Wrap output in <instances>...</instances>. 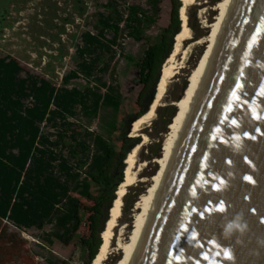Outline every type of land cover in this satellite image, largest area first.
Instances as JSON below:
<instances>
[{"label":"trees","instance_id":"trees-1","mask_svg":"<svg viewBox=\"0 0 264 264\" xmlns=\"http://www.w3.org/2000/svg\"><path fill=\"white\" fill-rule=\"evenodd\" d=\"M160 2L148 0L150 11L139 6H129L121 11L119 0H111L105 6L107 13L97 16V34L87 32L82 35L83 47L78 50L82 61L77 70L64 77L61 87L26 72L11 56L0 54V221L20 230L43 231L51 227L52 231L45 239L49 246L70 237L78 228L80 199L91 198L93 181L105 171L117 133L124 124L120 117L124 97L118 84L105 81L110 63H104V58L110 56L113 60L114 49L119 46V38L124 32L134 41L143 42L146 32L157 22ZM176 3L177 29L170 34L168 42H160L148 49L141 62L131 55L126 56L128 65L138 64L140 81H153L149 104L155 99L163 66L172 55L181 32L183 0H176ZM153 72L155 76L150 75ZM190 73H187L190 78L185 89L191 81ZM81 77L89 83L94 80V84L84 89L69 87L73 80ZM183 97L176 101L180 102ZM148 111L129 123L124 136L127 137L131 124L132 129L133 125L135 128ZM173 115L174 112L169 121ZM71 119L88 126L99 122L100 132L88 129L79 132ZM46 127L56 132L48 133ZM128 142L129 149L122 161H126L138 145L135 139H128ZM158 157L159 153L153 159ZM124 172L121 170L119 177H112L102 186L101 196L107 201V213L98 232L99 241L87 264H92L103 244L106 222L116 193L124 182ZM142 194L137 193V197ZM127 196L128 193L124 198Z\"/></svg>","mask_w":264,"mask_h":264},{"label":"rangeland","instance_id":"rangeland-1","mask_svg":"<svg viewBox=\"0 0 264 264\" xmlns=\"http://www.w3.org/2000/svg\"><path fill=\"white\" fill-rule=\"evenodd\" d=\"M110 1L0 0V54L11 56L26 72L47 79L57 87H61L64 77L77 70L82 61L78 55V50L83 47L82 35L87 32L97 34L95 28L97 16L100 13H107L105 6ZM147 1L127 0L124 2L119 0L118 4L121 11H125L129 6H139L150 11ZM222 2L223 0H197L193 6L188 8L191 39L183 43L181 53L173 62L176 76L171 79L165 97L155 111V118L143 126L139 137H132L134 129V125L132 129V124L127 137L124 136V131L133 119H139L150 110L149 97L153 81L151 83H147L146 80L140 81L138 64L128 65L126 56L131 55L137 62H141L140 59L143 60L148 49L169 39L170 34L177 29L176 0H161L156 15L157 22L146 32L143 42L134 41L126 32L121 34L119 46L114 49L113 60L111 61L110 56H107L104 58V63H110V71L105 81L118 84L124 97L120 114L124 124L121 131L117 133L105 171L93 181L94 188L91 198L80 199V225L70 237L63 241H55L52 246H49L45 239L47 233L52 231L51 227H46L43 231L20 230L8 222L0 221V264H52L56 261L60 264H87L99 241L98 232L107 213V201L101 196L102 186L104 183H109L112 177H119L121 170L125 171L126 164L122 159L129 149L128 139H135L138 140L137 144L141 145L137 156V178L134 185L127 188V198L122 199V216L112 240L115 253L105 262V264L120 263L122 253L115 251L117 240L122 230L125 238H130L137 219L141 215L142 210L136 207L147 195L160 169L159 161L164 156L165 140L181 110V102L187 99L193 74L200 66L208 47L207 40L212 34L211 25L221 14L217 7ZM203 35H206L201 38L204 43L195 44ZM110 38L111 35L108 36V39ZM184 49L189 50L185 61H183L184 55L182 54ZM187 73H190L191 81L185 89V84L190 78L187 77ZM151 74L155 76V72ZM93 84L94 80L89 83L81 77L73 80L69 87L84 89ZM182 96L184 99L177 102L176 99ZM173 112L174 115L176 114L175 118L173 115L169 121ZM70 121L76 125V130L79 132L87 129L94 133L100 132L99 122L88 126L82 121L79 123L72 119ZM45 131L56 132L50 127H46ZM143 135L147 136L148 142L143 143ZM158 153L159 157L153 159ZM142 164L146 166L142 171H138ZM154 173L155 175L151 176ZM139 192L143 194L137 197ZM136 199H138L137 202L132 205ZM129 221H131L130 224Z\"/></svg>","mask_w":264,"mask_h":264},{"label":"water","instance_id":"water-1","mask_svg":"<svg viewBox=\"0 0 264 264\" xmlns=\"http://www.w3.org/2000/svg\"><path fill=\"white\" fill-rule=\"evenodd\" d=\"M238 215L243 232L234 228ZM169 261L264 264V0L234 5L135 264Z\"/></svg>","mask_w":264,"mask_h":264},{"label":"bare ground","instance_id":"bare-ground-1","mask_svg":"<svg viewBox=\"0 0 264 264\" xmlns=\"http://www.w3.org/2000/svg\"><path fill=\"white\" fill-rule=\"evenodd\" d=\"M197 0H183V5L180 11V17L182 20V28L179 33L176 43L174 46V51L170 58L166 61L163 66L162 76L158 83L157 92L155 99L151 105L149 112L142 117L135 125L132 131V137H139L143 126L149 121L155 118V111L161 105L163 98L167 92V87L171 79L176 76L173 66V62L176 61L177 56L181 53L183 43L191 39V30L188 25V8L193 6ZM237 0H223L221 4L218 5L217 10L221 11L220 16L217 18L216 22L211 25L212 34L207 40V50L202 57L200 66L195 70L191 84L188 88L187 99L181 102V110L174 120L171 132L166 138L165 142V152L163 158L159 161L160 169L154 179L153 185L150 187L146 196L141 199L136 207L138 210H142L141 215L137 219L136 226L132 232L130 238H125V234L122 230L120 237L117 240L115 251L122 253V258L119 264H135L137 257L141 251L143 241L145 239L146 233L149 228V224L154 215L156 207L160 201L161 193L168 181L169 175L172 171V166L175 160V156L179 150L182 139L185 135L189 120L192 116V111L198 100L200 91L204 85L207 78L208 72L211 67V62L213 61L215 51L218 48L223 34L228 25L231 12ZM204 42L199 40L195 44H203ZM183 61L187 59L189 50L184 49ZM184 65V63H181ZM177 67V66H176ZM143 143L148 142L147 136L143 135ZM141 145H138L126 158L125 164L126 169L124 173V182L119 187L117 192V198L114 201L112 209L110 211L109 221L106 222V229L103 233L102 240L103 244L99 250L98 255L92 262V264H105V262L110 258V256L115 253L112 247V240L114 237V231L118 226L119 219L122 216V199L127 194V188L134 185L137 178V156L140 151ZM145 164H142L138 171H142Z\"/></svg>","mask_w":264,"mask_h":264},{"label":"snow or ice","instance_id":"snow-or-ice-1","mask_svg":"<svg viewBox=\"0 0 264 264\" xmlns=\"http://www.w3.org/2000/svg\"><path fill=\"white\" fill-rule=\"evenodd\" d=\"M242 83V82H241ZM236 87H241L240 84L236 85ZM234 95H236V93L234 92L233 93ZM247 135V134H246ZM249 138H252V139H255L254 137H249ZM223 142V141H221ZM235 147L237 149L240 148V144H236ZM208 162H209V158L207 156L204 157V161L202 163V167H201V174H203L206 170H207V165H208ZM244 162L246 164H248L250 167H252V169L255 171V165L253 164L252 161H249L247 157L244 158ZM225 163H227L229 166L232 165V161L229 160V161H226ZM209 179H214L213 177H210ZM245 180L249 183H252V184H255V180L254 178H252L251 176H246L245 177ZM226 182L223 178L220 179L219 181V184H213L212 185V190L213 191H220L221 190V187L220 185H224ZM191 195L193 196V198H195L197 196V188L194 187L192 190H191ZM189 210L192 211L193 213H196V209L195 208H192L191 206H189ZM225 210V203L224 201H221L219 203V208H218V211H221L223 212ZM255 210H253L254 212ZM190 229H184L185 232L189 231ZM198 237L195 235V233H193V236H192V239H197ZM227 258H231V254L229 253ZM206 259V258H205ZM169 264H171V261H169Z\"/></svg>","mask_w":264,"mask_h":264},{"label":"clouds","instance_id":"clouds-1","mask_svg":"<svg viewBox=\"0 0 264 264\" xmlns=\"http://www.w3.org/2000/svg\"><path fill=\"white\" fill-rule=\"evenodd\" d=\"M241 217L238 215L237 216V222L235 223L234 225V228L238 231H241L243 232L246 228H247V225L246 224H241L239 221H240Z\"/></svg>","mask_w":264,"mask_h":264}]
</instances>
